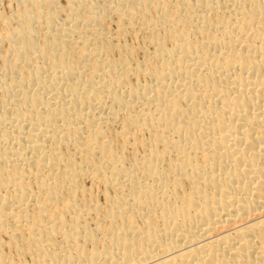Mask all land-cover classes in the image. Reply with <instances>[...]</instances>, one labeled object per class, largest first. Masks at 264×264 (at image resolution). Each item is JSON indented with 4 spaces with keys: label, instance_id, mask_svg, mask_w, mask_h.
<instances>
[{
    "label": "bare ground",
    "instance_id": "6f19581e",
    "mask_svg": "<svg viewBox=\"0 0 264 264\" xmlns=\"http://www.w3.org/2000/svg\"><path fill=\"white\" fill-rule=\"evenodd\" d=\"M57 1L0 35V264H264V0Z\"/></svg>",
    "mask_w": 264,
    "mask_h": 264
},
{
    "label": "rangeland",
    "instance_id": "374dc122",
    "mask_svg": "<svg viewBox=\"0 0 264 264\" xmlns=\"http://www.w3.org/2000/svg\"><path fill=\"white\" fill-rule=\"evenodd\" d=\"M16 1L17 0H0V35H6V33H7L6 31L8 28L5 25V21H7L8 19H11L14 15L16 16L17 13L20 12V10L23 8V7L18 8L19 6H18ZM83 2L86 3L85 0H83ZM57 4H58L57 5L58 8L60 7L59 10L61 11L60 17H63L65 14V11H66L65 1L64 0H58ZM25 7L30 12L31 15L34 14V16H36L37 12L34 9H32L29 4H26ZM63 8H64V11H62ZM115 21H116V19L114 18V16H112L111 18H108V19L103 20L101 22V25H103L107 28L108 35L110 37V41H109L110 43H108V44H110L109 47H111V48L106 53L107 57L110 60H111V58H112V60L118 59L119 51L113 50L112 48L114 46L121 45V46H123V51H121V52H123V54H125V55L127 53V55H129L127 57L131 56L130 58L134 61V63H137V62L143 63L145 61L146 55L150 52V48L147 44L146 35H144V34L142 35V33L138 32L136 28H132V29H128V30L124 29V33L123 34L121 33L118 35L119 30L115 24ZM136 33H138V34H136ZM1 44H2V46H0L1 47L0 49L2 52L5 49V44L0 42V45ZM145 51H146V53H145ZM84 185L87 188H90V185L88 182H85ZM91 191L95 195H97L100 192V190H98V192H96L97 190L94 188H93V190L91 189Z\"/></svg>",
    "mask_w": 264,
    "mask_h": 264
}]
</instances>
